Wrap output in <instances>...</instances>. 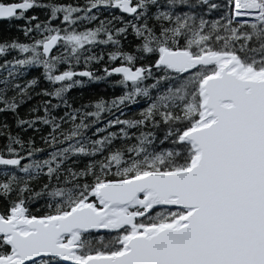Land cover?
<instances>
[{
    "label": "snow or ice",
    "instance_id": "6c2138e0",
    "mask_svg": "<svg viewBox=\"0 0 264 264\" xmlns=\"http://www.w3.org/2000/svg\"><path fill=\"white\" fill-rule=\"evenodd\" d=\"M0 22V264H264V0Z\"/></svg>",
    "mask_w": 264,
    "mask_h": 264
},
{
    "label": "trees",
    "instance_id": "16d2710c",
    "mask_svg": "<svg viewBox=\"0 0 264 264\" xmlns=\"http://www.w3.org/2000/svg\"><path fill=\"white\" fill-rule=\"evenodd\" d=\"M0 26H3V22H0ZM104 89H105V86H104V85H100V86L97 87L96 90H97V91H100V92H103Z\"/></svg>",
    "mask_w": 264,
    "mask_h": 264
}]
</instances>
